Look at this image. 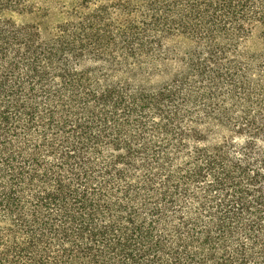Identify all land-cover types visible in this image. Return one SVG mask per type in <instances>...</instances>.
I'll return each instance as SVG.
<instances>
[{"label": "trees", "instance_id": "trees-1", "mask_svg": "<svg viewBox=\"0 0 264 264\" xmlns=\"http://www.w3.org/2000/svg\"><path fill=\"white\" fill-rule=\"evenodd\" d=\"M50 19L0 0V264H264V0Z\"/></svg>", "mask_w": 264, "mask_h": 264}, {"label": "rangeland", "instance_id": "rangeland-1", "mask_svg": "<svg viewBox=\"0 0 264 264\" xmlns=\"http://www.w3.org/2000/svg\"><path fill=\"white\" fill-rule=\"evenodd\" d=\"M33 2L38 7L46 9L51 14L50 23H56L59 19V14L64 9L66 5L75 0H28ZM165 49L168 53V59L165 63V67L162 69L161 73H156L148 78L144 79L145 85L150 89L158 88L168 80H170L180 69L182 65L181 59L193 48V46L188 43L183 38L173 39L165 44ZM224 135V132H223ZM213 139H217L214 136Z\"/></svg>", "mask_w": 264, "mask_h": 264}]
</instances>
